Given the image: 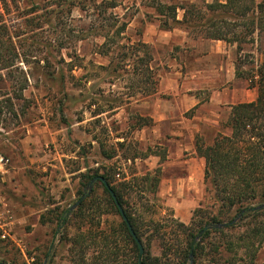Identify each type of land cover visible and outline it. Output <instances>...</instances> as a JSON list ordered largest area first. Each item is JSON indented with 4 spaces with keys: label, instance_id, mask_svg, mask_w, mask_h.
<instances>
[{
    "label": "rangeland",
    "instance_id": "rangeland-1",
    "mask_svg": "<svg viewBox=\"0 0 264 264\" xmlns=\"http://www.w3.org/2000/svg\"><path fill=\"white\" fill-rule=\"evenodd\" d=\"M108 1L6 0L7 11L1 5L7 34L0 36V264H71L65 236L79 227L95 237L118 229V216L96 214L106 210L103 188L95 181L94 193L86 192L85 176L106 175L119 188L124 206L142 223L147 256H161L163 244L182 247L184 231L176 224L190 227L197 208L219 209L195 138L210 146L218 133L228 135L223 124L232 106L257 98L253 76L264 60L263 35L240 26L246 20L204 8L225 0H113L117 7L106 9ZM159 4L177 6L178 21L188 4L202 12L204 24L224 17L232 28L224 32L239 37L241 50L202 39L207 29L200 26L164 30ZM120 23L125 31L101 55L107 47L100 36L114 34ZM137 42L150 48L158 81L149 96L136 90L132 61L123 62L120 53ZM235 65L245 78L235 77ZM174 83L173 94L162 91ZM173 96L178 104L168 108ZM188 96L197 100L193 107L183 101ZM84 192L93 210L56 234L55 214L70 206L76 212ZM113 238L122 255L125 244ZM237 252L235 264L244 256ZM224 256L236 255L224 250ZM255 264H264V247Z\"/></svg>",
    "mask_w": 264,
    "mask_h": 264
},
{
    "label": "trees",
    "instance_id": "trees-1",
    "mask_svg": "<svg viewBox=\"0 0 264 264\" xmlns=\"http://www.w3.org/2000/svg\"><path fill=\"white\" fill-rule=\"evenodd\" d=\"M0 1V36H3L7 34V28L3 23L1 9L3 7L4 11H7L8 7L6 0ZM105 3L106 9L117 7L113 0ZM177 8V6L165 4H159L156 7L164 30H170L173 28V24L178 23H182L188 28L200 26L207 29L204 31L202 39L236 44L239 53L241 50L240 39L235 35L233 39L228 38V34L224 31L230 32L232 28L224 17L220 18L222 20L207 21L205 23L207 25H205L202 23L204 19L201 16L202 12L197 10L194 4H188L180 7L183 14L182 20L178 21ZM204 8L208 13L233 16L234 19H239L241 22L246 20L247 22L240 26L250 28L249 33L251 34L258 31L263 35L264 43V0L261 2L225 0L224 3L206 4ZM126 27V23H120L114 34L109 35V32H106L100 36L105 40L102 47H107L100 51L101 55L111 53L113 49L111 46L116 43L115 38L121 37ZM120 48H128L126 52L120 53L123 56V62L132 61L131 67L135 75L136 90L145 96L154 94L158 81L150 67L152 61L150 48L141 42ZM113 71L115 72L116 68ZM235 77L245 78L243 72L240 71V65H235ZM253 77L256 78L254 86L257 87V98L249 103L232 106L228 119L223 124V128L229 130V134L218 133L210 146H203L201 138H195V152L205 163L203 179L205 184L209 183L214 191L213 198L219 206L218 211L197 208L193 213L190 227L180 222L176 224L181 231H184L182 247L174 250L170 245L163 244L161 245V256H147L144 249L143 253H140L138 246V243L141 245L143 243L142 223L138 218H134L124 206L125 202L119 188L112 185L110 179L103 175L101 177L114 193L123 214L100 181L96 182L103 188V203L106 210L103 212L98 208L100 212L96 214L99 218L103 214L118 216V229L110 235H105L102 232L95 237L90 236L88 231L84 234L79 227L77 233L71 238L65 236V240L69 244L71 264H221L220 261H223L224 258L228 260L223 261V264H235L238 255L236 253L239 250L243 252L244 256L238 258L237 261L240 262L238 264L244 263L245 258L247 259L245 264H255L258 252L264 247V60L257 67ZM25 87L26 80L19 86L18 98H22L21 93ZM7 102L12 108L11 100H7ZM95 177L98 176H85L83 186H85L86 192L94 193L92 180ZM87 198L84 192L79 199L76 212L70 206L59 214L54 213L57 217L56 234L64 231L73 217L79 220L88 217L89 214L86 216V211L89 209L92 211L93 208L86 206ZM99 203L98 201L97 204L99 205ZM122 215L129 223L134 236ZM195 216L198 217V222L193 226ZM97 225L99 226V223ZM160 229V225L157 224L155 232L160 233ZM235 231L238 232L232 234ZM212 234L219 236L217 240L211 237ZM113 237H119L122 244H125V252H122V255ZM224 250L232 252L236 256L226 257ZM91 251H93L92 254H90ZM95 252H98L97 256H95Z\"/></svg>",
    "mask_w": 264,
    "mask_h": 264
},
{
    "label": "crops",
    "instance_id": "crops-1",
    "mask_svg": "<svg viewBox=\"0 0 264 264\" xmlns=\"http://www.w3.org/2000/svg\"><path fill=\"white\" fill-rule=\"evenodd\" d=\"M214 40H211L210 42H213ZM212 46V45H211ZM160 85V89L162 88V82L159 84ZM177 85H178V82H177ZM176 83H174V84H171L170 86L168 85L167 86V84H166V88L165 87H163V92H168L169 94L170 93H172L173 94V92H174V90L176 89ZM160 93V92H159ZM155 96H156V94H155ZM177 99L178 98H176V97H174L173 96V98H171V99H169V100H167L166 102L168 103V108H170V107H172V102H175L176 104H178V102H177ZM183 101H185L186 103H189V105L191 106V107H193L194 105H196V102H197V100L193 97V96H188V98H184L183 97ZM155 115H158V117L160 116L159 114H156L155 113V111H154V113H152V115H151V117H153V119H154V121H155V123L158 121L157 120V117L155 116ZM164 117L165 116H168V114H164L163 115ZM159 119V118H158ZM153 121V122H154ZM190 176V175H189ZM190 177H187V179H189Z\"/></svg>",
    "mask_w": 264,
    "mask_h": 264
},
{
    "label": "water",
    "instance_id": "water-1",
    "mask_svg": "<svg viewBox=\"0 0 264 264\" xmlns=\"http://www.w3.org/2000/svg\"><path fill=\"white\" fill-rule=\"evenodd\" d=\"M95 181H100V182H102V183L104 184V186L106 187V189L109 191L110 195L112 196L113 200L115 201V203H116L118 209H119L120 212L123 214V211H122L120 205H119V204L117 203V201H116V198H115L114 193L111 191V189H110L109 185L106 183V181H105L101 176H98V177L93 178L92 182H95ZM122 216H123V219L127 222V220L125 219L124 215H122ZM127 226H128V228H129V230H130L132 236H134V233H133V231H132V229H131V227H130V225H129L128 222H127ZM138 246H139V251H140V253L142 254V253H143V247H142V245H141L140 243H138Z\"/></svg>",
    "mask_w": 264,
    "mask_h": 264
}]
</instances>
